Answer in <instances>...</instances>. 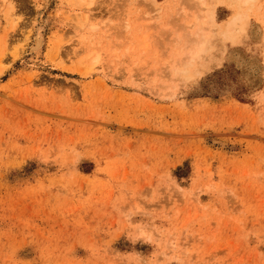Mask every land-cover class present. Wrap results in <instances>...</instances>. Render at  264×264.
<instances>
[{"label": "rangeland", "instance_id": "374dc122", "mask_svg": "<svg viewBox=\"0 0 264 264\" xmlns=\"http://www.w3.org/2000/svg\"><path fill=\"white\" fill-rule=\"evenodd\" d=\"M190 1L0 0V264H264V0Z\"/></svg>", "mask_w": 264, "mask_h": 264}, {"label": "bare ground", "instance_id": "6f19581e", "mask_svg": "<svg viewBox=\"0 0 264 264\" xmlns=\"http://www.w3.org/2000/svg\"><path fill=\"white\" fill-rule=\"evenodd\" d=\"M192 2L194 1L195 2V5H196V2H199L200 4L202 3V1L200 0V1H196V0H191ZM191 1H190V3H191ZM212 1V0H211ZM237 1H239V0H237ZM240 1H246V0H240ZM193 2V3H194ZM208 2V1H207ZM209 2H210V0H209ZM209 2H208V4H209ZM187 3H188V1H187ZM206 3V2H205ZM205 3H204V5H205ZM203 4V3H202ZM189 5H192V4H189ZM194 5V4H193ZM194 5V6H195ZM210 7L213 9V7L210 5ZM211 10V9H210ZM210 10H207L206 9V11H203L202 13H203V15H202V20L201 19H199L197 16H200L201 14L199 13V15H198V13L196 12V13H194V14H197V15H195V17L197 18V20H200V27H199V29L194 33V35L196 36L197 35V40L196 41H194V43H193V45H192V50H191V52H190V55H189V57L191 56V58L190 59H193V58H199L201 55H203V53L205 52L206 53V51H207V45L209 44V42H210V38H212L213 36V34H214V32H209L211 29L210 28H212L213 26L215 27V23L216 22H214L215 20H214V18H213V11L212 12H209ZM205 12V13H204ZM186 13V12H185ZM184 13V14H185ZM244 15V14H243ZM242 14H235V15H233L232 17H230L229 19H227L224 23H223V31H222V36H224V37H226L227 39H235L236 37H238L239 36V34H241L242 32H244L245 30H246V28H247V20H246V16L244 15L243 16ZM185 16V15H184ZM195 17H193L192 16V18L191 19H193V18H195ZM190 19V20H191ZM190 20H187V21H190ZM195 20V19H194ZM190 22H192L193 23V20H191ZM188 23V22H187ZM197 24L198 22H196V21H194V23L193 24ZM215 24V25H214ZM188 25H189V23H188ZM191 25V24H190ZM199 25V24H198ZM198 25H196V26H198ZM185 27V28H184ZM214 27H213V29H214ZM91 28H93L94 29V26L93 27H91ZM183 30H187V28H186V26H183V27H181ZM181 29V30H182ZM211 31H213V30H211ZM260 28H258V33H260ZM209 32V33H208ZM212 34V35H211ZM221 34V33H220ZM210 35L212 36V37H210ZM237 35V36H236ZM241 36V35H240ZM196 39V38H195ZM194 39V40H195ZM240 39V38H239ZM212 40V39H211ZM237 40V38L235 39V40H232V42H234V41H236ZM39 40H37L36 41V43H35V45H34V47L32 48V50H36L38 47H39ZM192 61V60H191ZM194 61V60H193ZM94 62V61H93ZM201 64V63H200ZM143 231V230H142ZM145 232V231H144ZM143 233V232H142ZM146 234V233H145Z\"/></svg>", "mask_w": 264, "mask_h": 264}, {"label": "snow or ice", "instance_id": "6c2138e0", "mask_svg": "<svg viewBox=\"0 0 264 264\" xmlns=\"http://www.w3.org/2000/svg\"><path fill=\"white\" fill-rule=\"evenodd\" d=\"M241 35H242V33H241Z\"/></svg>", "mask_w": 264, "mask_h": 264}]
</instances>
